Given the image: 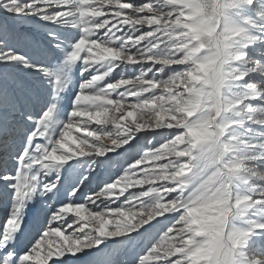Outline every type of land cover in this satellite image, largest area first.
Masks as SVG:
<instances>
[{"label":"snow or ice","instance_id":"snow-or-ice-1","mask_svg":"<svg viewBox=\"0 0 264 264\" xmlns=\"http://www.w3.org/2000/svg\"><path fill=\"white\" fill-rule=\"evenodd\" d=\"M0 264H264V0H0Z\"/></svg>","mask_w":264,"mask_h":264}]
</instances>
